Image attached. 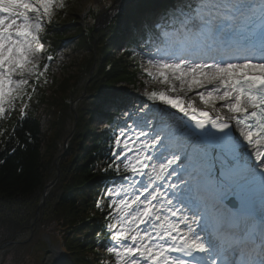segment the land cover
Returning a JSON list of instances; mask_svg holds the SVG:
<instances>
[{
	"label": "snow or ice",
	"instance_id": "6c2138e0",
	"mask_svg": "<svg viewBox=\"0 0 264 264\" xmlns=\"http://www.w3.org/2000/svg\"><path fill=\"white\" fill-rule=\"evenodd\" d=\"M64 6L0 0V120L18 102L26 114L49 67L40 34ZM154 29L132 55L160 86L148 98L167 107L123 113L113 130L107 167L122 183L104 193L109 259L101 264H264V0H197ZM225 189L239 190V208L223 206Z\"/></svg>",
	"mask_w": 264,
	"mask_h": 264
},
{
	"label": "trees",
	"instance_id": "16d2710c",
	"mask_svg": "<svg viewBox=\"0 0 264 264\" xmlns=\"http://www.w3.org/2000/svg\"><path fill=\"white\" fill-rule=\"evenodd\" d=\"M195 1L155 9L150 0H137L98 31L88 21L96 18L95 8L83 24L67 13L77 10L81 0H64V8L55 10L40 34L45 45L41 64L49 65L46 76L27 101L24 116L18 102L0 120V244L13 239L8 250L37 261L49 236L70 264L109 259L110 209L104 193L122 183L107 167L113 130L123 126L119 99L154 89L132 53L148 39L149 27L158 32L154 24L161 16L181 5L195 7Z\"/></svg>",
	"mask_w": 264,
	"mask_h": 264
},
{
	"label": "rangeland",
	"instance_id": "374dc122",
	"mask_svg": "<svg viewBox=\"0 0 264 264\" xmlns=\"http://www.w3.org/2000/svg\"><path fill=\"white\" fill-rule=\"evenodd\" d=\"M123 0H81V5L77 10H67V13L72 17L76 18V22L83 24L86 19H89L87 14L88 11L93 7L97 10L98 14L96 18L92 19L90 18L88 21L89 23L91 22L92 25L95 24L97 18H99L101 15H107L110 16L106 17V19L100 20L102 25H108V23L118 14H120L123 10L127 9L131 4H133L137 0H130V1H125L122 2ZM178 0H154L156 5H154V8L156 9H167L171 6H174V4ZM197 2V1H195ZM153 5V4H152ZM113 15V16H111ZM109 18V19H108ZM92 19V20H91ZM124 25L127 24V20L122 19L121 20ZM149 87H154V89H159V85L156 84L155 82L149 81L148 83ZM153 89V88H152ZM152 89H141L138 93H126L122 95V97L119 99V102L124 110L123 113H127L129 111H134L136 109L142 108L145 105H148L149 108L151 109L152 112H159L162 109H164L166 106L162 102H154L151 101L148 96L147 92L151 91ZM123 115V114H122ZM76 116V115H75ZM126 117L123 115L122 120H124ZM128 123H132V121H128ZM43 128L46 130L47 128V123L43 122ZM183 160V158H182ZM55 182L53 180L49 185H47V188L52 185ZM46 188V190H47ZM45 190V192H46ZM44 192V193H45ZM220 198L222 200L223 206H225L227 209H230L226 205V201H229L230 199L234 200L238 206L241 205V199H240V194L239 190H228L225 189L221 191L220 193ZM44 202H42L38 209L36 210V215L39 214V209L43 206ZM30 238H27L26 241H30ZM11 241V243L4 245L3 247H0V264H46V263H53L55 264L56 259H55V252L60 253L61 255L63 254V262L66 263V258L64 256L63 250L58 244V242L52 241L49 236H47L46 239V246H41L39 249L41 250L40 254H38V260H30V261H25V258H21V254L18 253L19 251H15L14 249H7L6 246L11 245L14 240H6L3 243L0 244H5L7 242ZM6 248V249H5ZM4 250V251H1ZM8 251V252H7ZM5 252H7L5 254ZM66 255V254H65Z\"/></svg>",
	"mask_w": 264,
	"mask_h": 264
},
{
	"label": "bare ground",
	"instance_id": "6f19581e",
	"mask_svg": "<svg viewBox=\"0 0 264 264\" xmlns=\"http://www.w3.org/2000/svg\"><path fill=\"white\" fill-rule=\"evenodd\" d=\"M219 149H214L213 150V154L215 155V153L218 151ZM252 163H255V161H254V158H252ZM214 171H215V173H216V175H219V173H220V171H221V161H220V159H217L216 161H215V168H214ZM45 188H46V186H45ZM44 188V192H45V189ZM260 195H261V193H260V187H259V184L258 183H256V184H254L253 186H252V202H253V204L254 205H258L259 203H260ZM56 253V252H55ZM54 253V254H55ZM70 264V263H69Z\"/></svg>",
	"mask_w": 264,
	"mask_h": 264
},
{
	"label": "water",
	"instance_id": "95a60500",
	"mask_svg": "<svg viewBox=\"0 0 264 264\" xmlns=\"http://www.w3.org/2000/svg\"><path fill=\"white\" fill-rule=\"evenodd\" d=\"M125 1H127V0H123L122 2H125ZM128 1H130V0H128ZM151 1V3L153 4V6L154 5H156V3L154 2V0H150ZM111 16H113V15H111ZM106 17H109L110 18V16H107V15H101L99 18H97V20H96V22H95V24L93 25V29L95 30V31H98L99 29H101V28H104L105 26H106V24L105 25H102L100 22V20H102V19H106ZM108 18V19H109ZM46 188H47V186H46ZM45 188V189H46ZM229 204H234V202L232 201V200H230L229 202H228ZM9 243H11V241H9V242H7V243H5V244H2L0 247H3L4 245H6V244H9Z\"/></svg>",
	"mask_w": 264,
	"mask_h": 264
}]
</instances>
